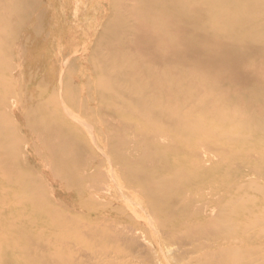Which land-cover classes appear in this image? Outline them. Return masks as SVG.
I'll use <instances>...</instances> for the list:
<instances>
[{
	"label": "rangeland",
	"instance_id": "rangeland-1",
	"mask_svg": "<svg viewBox=\"0 0 264 264\" xmlns=\"http://www.w3.org/2000/svg\"><path fill=\"white\" fill-rule=\"evenodd\" d=\"M0 56V264H264V0H0Z\"/></svg>",
	"mask_w": 264,
	"mask_h": 264
},
{
	"label": "bare ground",
	"instance_id": "bare-ground-1",
	"mask_svg": "<svg viewBox=\"0 0 264 264\" xmlns=\"http://www.w3.org/2000/svg\"><path fill=\"white\" fill-rule=\"evenodd\" d=\"M222 2H224L225 3V0H222ZM226 5V4H225ZM247 19V18H249V16H245L244 17V15H236L235 17H234V19ZM217 24L219 25V27L220 26H223L222 28H224V29H230L231 28V24L230 23H228V22H225V21H220V22H217ZM208 25V27H205V29L204 30H201V29H198V33L200 34V35H202V34H205L206 32L207 33H213V32H217L216 30V24H214V23H210V24H207ZM218 27V28H219ZM221 29V28H220ZM181 30H185L184 28L183 29H181ZM253 33V35L256 33L257 34V32L256 31H253L252 32ZM232 44H234V43H232ZM236 49H238L237 47H235V45H231V47H228V49H227V47H225V46H222V47H219V46H217V47H211L210 49H208V50H212V57L210 58H208V59H202V58H198V60L196 61V63H197V69H201V67H202V65H205V64H208V65H210V66H212L213 68H216V69H222V68H228V66H227V63L226 62H228V60L230 61H234V66H232V68H229V77H230V79H235V80H238V81H242V80H245L246 78L245 77H243L242 75H239V71H238V67L242 64V62H243V59H245L246 58V55H247V53H245L247 50L246 49H244V50H242L241 52H243V53H234V52H232V51H230V50H233V51H236ZM249 49H251V50H253V51H258L259 50V48L258 47H256L254 44L252 45V47L251 48H249ZM187 50H189V52L191 51V52H194V53H197L199 50H200V48H197V47H191V48H188ZM190 56H192V57H194L195 59H197V54H192V55H190ZM183 57V56H182ZM0 58H1V56H0ZM183 58H185V57H183ZM212 68V69H213ZM248 79V78H247ZM6 143H7V145L9 146V147H13V148H16L17 149V152H16V154L15 155H10V154H8L7 152H3V151H0V155L2 156V157H7L8 158V160L10 159V160H12V161H14V162H16V163H18L19 161H21L22 159H24L25 157V151H26V149H24L23 148V146H22V143L19 141V140H17V139H9L8 141H5ZM4 142H0V146L3 144ZM18 147V148H17ZM26 147V146H25ZM29 149V147H27V150ZM37 156L35 155V157L34 158H36ZM42 157V158H41ZM40 157V159H42L41 161H45V160H47L48 158H50V157H43V156H41ZM172 184V183H171ZM9 185H8V183H6L5 185H3L2 186V188L0 189V197L2 196V194L5 192V191H7V190H9ZM42 191L40 190V191H38V194H40V195H42ZM37 194V193H36ZM254 209V208H253ZM249 212H251V211H249ZM221 223H223V221H221ZM150 226V225H149ZM1 229H2V227H1ZM0 229V230H1ZM120 230V229H119ZM126 234V233H125ZM120 236V235H119ZM121 238V237H120ZM124 239V238H123ZM131 240V239H130ZM234 242H236L237 243V240H235ZM233 242V247H235L236 246V244ZM263 245H264V243H263ZM214 247H217L218 249L216 250V251H218L219 253H211V255L213 254L214 255V257H215V261H217L216 263L217 264H244L243 262H242V258H244L245 256V253H257V252H259L260 250H261V246L260 245H257V244H255V245H252V247H250V246H248L244 251H246L245 253H243V255H239L238 257H236V259H232V260H229L230 258H227L226 256V254H225V248L224 247H221V244H217L216 246L214 245ZM236 247H238V246H236ZM224 250V251H223ZM209 253V254H210ZM251 255V254H250ZM213 257V258H214Z\"/></svg>",
	"mask_w": 264,
	"mask_h": 264
}]
</instances>
